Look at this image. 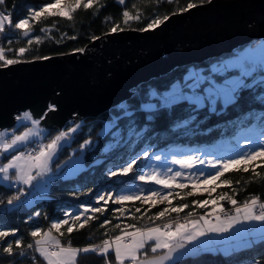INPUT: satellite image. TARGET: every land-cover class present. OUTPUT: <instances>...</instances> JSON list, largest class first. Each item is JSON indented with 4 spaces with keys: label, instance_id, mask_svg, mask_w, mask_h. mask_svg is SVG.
<instances>
[{
    "label": "trees",
    "instance_id": "trees-1",
    "mask_svg": "<svg viewBox=\"0 0 264 264\" xmlns=\"http://www.w3.org/2000/svg\"><path fill=\"white\" fill-rule=\"evenodd\" d=\"M207 1L125 0L124 4H120L118 0H98V3L93 4L91 8L85 9L83 6L76 8L70 13L72 19H68L67 16L48 15L45 12L39 20H33L29 10H33V13L38 11L42 8L43 0H4V3L0 4V13L10 14L12 25L6 23L5 30L0 32V48L5 50L6 59H14L17 62L63 55L84 49L96 37L111 32L114 25H118L119 30L145 29L153 19L162 18L165 14L169 16L172 13L181 12L180 9L186 8L189 2L197 5ZM126 10L132 16H136L139 12L140 18L131 19L125 24L122 14ZM24 18H29L30 30L16 29L15 23ZM26 30L29 31L27 37L23 36ZM29 39L32 40L31 44L28 43ZM247 45L193 65L205 70L214 61H220L235 52H240ZM21 47L26 51L18 54L17 50ZM262 59L260 58L259 61ZM262 63L257 67L260 68L259 70L255 69L251 74L245 75L244 83L234 93L235 102L225 106L217 100L215 111L211 110L207 101L202 107L190 103L194 98L177 99L168 102V106H164L156 95L152 98L156 100L153 107L144 106V102L150 99L152 90L161 94L174 81L183 78L189 66H179L138 84L131 95L122 101L126 104L125 109L118 104L96 117L83 118L78 122L69 120L61 130H48L44 136L45 140L61 131L67 132L69 128L75 129L68 134L67 143L61 150H56L57 157L53 161L55 165L68 158L70 149L79 150L83 160L79 165V171L74 176L53 177L50 180L48 192L31 204L25 203L21 198V201H14L13 205H8V199L16 195L17 191L9 183L0 181V231L11 233L15 230V235H9L4 240H0V264H33V257L35 264H46L38 253L27 248L28 244L34 245V240L39 238H33L30 232L39 229L43 234L49 231L52 223L69 219L64 215L66 211L77 214L84 211L85 216L75 224L72 233L69 234L67 231V228L72 225L69 219V223L62 225L59 232L52 229V235L60 239L63 244L68 245L71 241V247L83 248L98 245L104 239L120 235L121 229H125L128 224H134L137 228L163 226L164 223L176 220L184 221L189 212H193V216L189 218L191 219L205 215L218 206L233 211L234 207L228 200H219V197L225 193L237 200L238 204H243L253 196L259 197L260 202H264V157L248 161V171L242 170L246 166L243 164L229 166L220 180L206 184L207 191H201V188L192 183H185L183 189L177 188L176 185L157 186L160 188L157 191L161 195H167V199L161 200L160 197H154V200H145L144 197H140L119 203L113 202L119 191L137 182L136 167H142L145 161L157 151L202 149L216 154L217 151L231 150L216 149L218 143H223V146H235L239 136L249 133L262 138L264 136ZM3 65H6L4 61H0V66ZM230 72L229 70L227 73ZM108 123H110L109 127H105ZM26 125L15 124L13 129L20 131ZM85 141L88 143L85 144ZM81 145L84 147L81 148ZM145 152L148 156H144ZM1 154L2 161L9 157ZM133 159L137 161L133 165V170L127 174H120L118 169L126 166ZM253 169L261 175L256 176ZM110 172L117 174L113 176L109 174ZM225 180L230 181V184L223 183ZM213 188L215 191H211ZM189 192L192 195H187ZM109 193L111 198L107 195ZM101 194L105 196L107 203L98 202L97 197ZM203 200H216L218 203L216 205L209 203L203 208L193 203V201ZM185 203L189 207L184 208L179 214L169 211L163 218L155 216L163 209H171ZM94 207H100L103 211L93 213L91 209ZM117 209H123V215L116 211ZM36 212L40 214L33 215ZM88 216L94 218L89 220L83 228L79 227V224ZM105 220L111 223L101 227ZM117 224L120 228L114 227ZM61 232L63 235L60 234ZM16 239L21 240L26 257L19 256L21 249L15 245ZM8 243L13 245L12 256L3 252V247H6ZM235 249L236 251L233 249L222 252L199 248L196 255L174 264H264V240H255L251 247L245 244ZM145 251L142 250L143 255ZM163 251L151 253L148 249L146 253L149 257ZM117 263L115 254L111 251L107 257V264ZM76 264H106V259L96 253L80 254Z\"/></svg>",
    "mask_w": 264,
    "mask_h": 264
},
{
    "label": "water",
    "instance_id": "water-1",
    "mask_svg": "<svg viewBox=\"0 0 264 264\" xmlns=\"http://www.w3.org/2000/svg\"><path fill=\"white\" fill-rule=\"evenodd\" d=\"M254 40H264V0H208L170 14L152 29L105 33L83 51L0 66V129L14 127L16 114L29 110L44 128L61 130L69 120L96 117L117 106L140 83ZM66 143L67 137L56 150ZM198 251L187 245L164 264Z\"/></svg>",
    "mask_w": 264,
    "mask_h": 264
},
{
    "label": "snow or ice",
    "instance_id": "snow-or-ice-1",
    "mask_svg": "<svg viewBox=\"0 0 264 264\" xmlns=\"http://www.w3.org/2000/svg\"><path fill=\"white\" fill-rule=\"evenodd\" d=\"M62 0H55V4L51 2L47 3L44 7L40 8L38 11L29 10L32 13L33 20H39L45 12L48 15L52 16H67L68 19H72L70 15L76 8L83 6V8L88 9L93 6V4L98 3V0H74V3H70L66 5V11H49V9L58 6ZM159 2V0H157ZM168 2H173V0H168ZM203 2V0H201ZM4 3V0H0V4ZM118 3L124 4L125 0H118ZM102 6V5H101ZM196 5L192 2L187 4L186 8H181L180 11H187L195 7ZM98 10V9H97ZM123 18L125 24L131 19H139L140 13L138 12L136 16L130 15L129 11L123 12ZM168 19V15H164L162 18L157 17L153 19L148 25L146 29H141L142 31L152 29L165 20ZM6 23L8 25H12L11 15L0 13V32L5 30ZM14 27L16 29H29L30 30V22L29 18L20 19L17 23H15ZM119 30L118 25H114L111 28L112 32H116ZM44 31V29H41ZM23 36H29V31L26 30L23 32ZM74 38V37H73ZM37 42H39V38H37ZM28 43L31 44L32 40L29 39ZM18 54H23L26 49L21 47L18 50ZM83 51V49H80ZM47 59V57H44ZM0 61H4L6 65H11L17 63V60L14 59H6L5 58V50L0 48ZM236 89L232 90H224L223 92H216L213 89H206V95L203 97L194 98L190 101V103L196 104L197 107H202L204 102L207 101L210 104L211 110L215 111V105L217 100H223L225 106L229 103L235 102V95L233 94ZM164 106H168L167 101L164 102ZM50 110H54V106H49ZM18 120H31L33 126L39 124L38 120H34L30 113H23L22 117H17ZM75 131L73 128H69L67 132L61 131L57 136H55L50 143L47 145H41L39 151L34 154L29 152H18V154L13 155L11 159L8 160L7 163L0 166V174H3V180H9V171L11 169L15 170V181L21 185H29L32 186L34 181H38L36 187H41L42 184L47 181L44 180V177L50 171V161L53 158V155L56 152L57 147L60 142L68 136L69 133ZM33 129H28L24 133L20 135H13L10 142L0 143V151L8 152L9 150L14 149L17 145L23 144L25 141H28L29 137L34 135ZM4 136V133L0 132V138ZM88 141H85L87 144ZM84 145H81L83 148ZM144 156H148V153L145 152ZM257 157H264V146L258 147L257 149L251 150L247 153H241L238 159L229 158V159H216L215 161H207L212 168L216 169L214 173L207 174V179L203 181V183H210L220 180L222 176H224L225 172H227L229 166H239L246 165L242 170L248 171L247 162L253 161ZM156 160H160L161 157L156 156ZM136 159H133L126 166L118 169L120 174H127L133 170V165L136 164ZM71 163V160L68 162ZM173 164L180 165L181 168H193L197 163L203 164L205 161L198 160L193 156H186L184 159H174L172 161ZM217 165L220 167L217 169ZM255 172V170L253 169ZM171 173V175H168ZM168 173H164L163 176L157 175L156 172L151 173L150 175H140L139 179L142 181H151L155 184H164L167 186L168 180H176L177 177H181L184 175L181 171H173L171 168L168 169ZM110 175H116V172H110ZM200 175H205V173L201 172ZM256 176H260L259 172H255ZM191 178V177H189ZM225 184H230V181H223ZM177 188L183 189L185 187L184 184H177ZM211 191H215L213 188ZM149 195L145 197V199H149L150 197H160L161 200L167 199V195H161L159 191H154L149 189ZM24 195V189L19 188L16 195L11 196L7 203L8 205H13L14 201H21V196ZM109 198H111V194H107ZM170 195V193H169ZM187 195H192L191 192L187 193ZM209 196H211V192H209ZM130 196H116L113 202L119 203L123 200L131 199ZM139 199V196L135 197ZM228 200L231 205L234 207V211L226 210L222 206H219V211H212L205 215H200L198 219H189L193 216V212H189L187 217H185L184 223H180L178 220L172 221L169 223H164L163 227H145V228H137L134 224H128L125 226V229H121V234L116 235L110 239H104L98 245H89L83 248H73L71 247V241L68 242V246H63L61 244V240L52 235L51 230L55 229L57 232L60 231L62 225H66L69 223V219L72 221V225L67 228L68 233H72L74 230V226L77 222L81 221V217L85 216V212L81 211L77 213H69L65 212V217L69 219L59 220L57 222L52 223L51 228L47 232H43L41 234L40 230L37 229L35 231L30 232V235L33 238L39 237L34 240L33 244H28L27 248L32 249L35 253H38L40 257L46 262V264H76V260L78 255L80 254H89L96 253L102 255L106 259L110 251H114L115 259L118 264H124L125 260H129L132 264H164L165 261L173 260V254L178 253L179 250L185 249L187 245L193 244V242L200 241L201 237H207L209 234H224L229 233L231 231H236L237 225H245L249 222H264V202H260L259 197L253 196L250 200H246L243 204H238L237 200L233 199L232 196L224 195L219 197V200ZM99 201H105V196L103 194L97 197ZM107 203V201H105ZM193 203L197 207H206L209 203L216 205L218 202L216 200H203V201H193ZM189 207L188 204H181L177 207H172L171 209H163L155 214L157 218L165 217L169 211L175 212L179 214L184 208ZM256 209H259L257 211ZM93 213L102 212L103 210L100 207H94L91 209ZM116 211L120 212L123 215V209H117ZM139 211V209H137ZM40 213L36 212L33 215L38 216ZM94 217L88 216L83 222L79 224V227L83 228L89 220ZM111 222L105 220L101 227L105 225H109ZM115 228H120V225L117 224L114 226ZM261 227L264 228V223L261 224ZM126 229H133L132 231H127ZM63 235V233H60ZM9 235H15V230L13 232L8 231H0V240H4L5 237ZM261 240H264V235H261ZM154 241L150 245L151 253H157L158 250L164 249L163 255L152 256L149 258L145 251L144 259L140 260L138 258V253L141 250H146L149 246V242ZM255 243V240H250L248 246L251 247ZM15 245L17 248H20L19 256L26 257V251L22 248V242L20 239L15 240ZM233 251H236L234 249ZM3 252L12 256L14 254L12 243H8L6 247H3ZM33 264H35V258L33 257Z\"/></svg>",
    "mask_w": 264,
    "mask_h": 264
},
{
    "label": "rangeland",
    "instance_id": "rangeland-1",
    "mask_svg": "<svg viewBox=\"0 0 264 264\" xmlns=\"http://www.w3.org/2000/svg\"><path fill=\"white\" fill-rule=\"evenodd\" d=\"M51 2L55 4V0H43L42 7H44L47 3ZM74 3V0H62V2L51 9L49 11H66V5ZM263 58L260 62L259 59ZM264 61V40H257L255 43L248 44L245 48L240 52H235L234 54L223 58L220 61H214L209 67L205 70H201L193 64L188 65L189 68L183 75L181 80L174 81L171 86L162 91L161 94L156 93L154 90L150 93V99L144 102V106L150 108L156 104V100L152 99L155 95L159 97V102L164 103L165 101L170 102L181 98H198L206 95V89H213L216 92H223L224 90H232L238 89L244 83L245 75L251 74L252 71L258 69L260 63ZM249 63V66H245V63ZM264 71V62L261 66ZM260 69V68H259ZM258 69V70H259ZM230 73H227L228 71ZM227 73V74H225ZM235 93V92H234ZM233 93V94H234ZM206 102V101H205ZM204 102V103H205ZM222 105L223 100H220ZM217 103V102H216ZM216 106V105H215ZM209 107L212 106L209 104ZM28 112L32 116L29 110H24L16 114L17 117H22L23 113ZM33 118V116H32ZM34 120H38L39 118H33ZM17 124H27L20 131H14L12 128H4L0 129V132L4 133V136L0 138V142L6 140L10 142L13 135H20L24 133L28 129H33L34 135L30 136L28 141H25L23 144L17 145L14 149L9 150L8 152H2L3 154L9 156L7 159L3 160L0 163V166L7 163L9 159L13 155L18 154L19 151L17 149H21V147L26 146L29 142L33 141H41L43 145H47L50 141L56 136H49L45 140L44 136L46 135V128L42 125L38 124L35 127L33 126L31 120H16ZM109 124H106L105 127H109ZM8 135H11L8 138ZM223 143H218L216 145V149H231L228 152H219L216 154L211 153L209 151H205L202 149H170V150H161L152 154L148 160L141 166L136 167V176L137 182L132 186L126 187L123 190L119 191L117 196H130L131 199H135L136 196L139 197H148V190L157 191L160 188L157 186H165L164 184H155L151 181H142L139 179L140 175H150L153 172H156L157 175L163 176L164 173H168V169L171 168L173 171H181L184 173L181 177H177L176 180H168L167 186L169 185H177V184H185L192 183L196 185L198 188H201V191H207L206 187L207 183H203L204 180L207 179V174L214 173L216 169L212 168L211 165L207 163V161H215L216 159H229L234 158L238 159L241 153H247L251 150L257 149L258 147L264 146V136L262 138L256 137L253 133L244 134L237 138V144L235 146L222 145ZM225 144V143H224ZM71 153L63 162L55 165L53 163L54 159L57 157V153L53 155L52 160L50 161L49 167L50 171L44 177L46 183L42 184L41 187H36L38 181H34L32 186L29 185H21L20 188L24 189L23 200L25 203H33L36 200L42 198L44 194H46L49 190L50 180L55 176L69 177L74 176L79 170H73V168L78 167L83 160V155L79 153V150L70 149ZM77 151V152H75ZM161 157L160 160H156L155 157ZM186 156H193L198 160H203L205 163L199 164L197 163L193 168H181L180 165L173 164L172 161L174 159H184ZM71 160V163H68ZM141 167V168H140ZM217 169L220 167L216 166ZM203 172L205 175H200ZM15 176V170L11 169L9 171V176ZM171 175V173H168ZM0 180H3V174H0ZM51 177V178H50ZM191 177V178H189ZM6 181V180H3ZM2 181V182H3ZM18 192V189H16ZM36 193V195H34ZM31 196L34 199H30ZM22 197V196H21ZM154 197H150V200H154ZM128 200V199H127ZM146 200V199H145ZM126 201V200H123ZM219 211V206L214 208L212 211ZM210 211V212H212ZM234 211V209H233ZM209 212V213H210ZM198 217L191 219H198ZM184 223V221L180 222ZM264 222H249L245 225H237L236 231H231L229 233L220 234L219 236L216 234H209L207 237H201L200 241L193 242L192 245H195L203 250H221L222 252H229L239 246L248 244L250 240H258L261 235H264V228L261 227V224ZM156 227V226H155ZM161 228L163 226H160ZM154 243V241L149 242V246L146 251L150 250V245ZM63 246H68L66 244L61 243ZM75 248V247H73ZM164 250V249H160ZM158 250V251H160ZM111 252V251H110ZM114 252V251H112ZM162 253V252H161ZM115 254V253H114ZM144 255L142 254V250L138 253V258L140 259ZM125 262H129V260H125Z\"/></svg>",
    "mask_w": 264,
    "mask_h": 264
},
{
    "label": "built area",
    "instance_id": "built-area-1",
    "mask_svg": "<svg viewBox=\"0 0 264 264\" xmlns=\"http://www.w3.org/2000/svg\"><path fill=\"white\" fill-rule=\"evenodd\" d=\"M0 47H1V44H0ZM258 62H260V61H258ZM245 66H249V63H245ZM119 105H121V107L123 108V109H125L126 108V104L125 103H123L122 101L119 103ZM59 134V133H58ZM58 134H56V136L58 135ZM42 145V143H41V141H38V140H36V141H31V142H29L26 146H23V147H21V149H19V152H25V153H29V152H31V153H35V152H37V151H39V148H40V146ZM9 184H10V186L13 188V189H19L20 187V184H18L16 181H15V179L14 178H11L10 179V181H9ZM257 211H259V209H256ZM29 256V255H28Z\"/></svg>",
    "mask_w": 264,
    "mask_h": 264
},
{
    "label": "crops",
    "instance_id": "crops-1",
    "mask_svg": "<svg viewBox=\"0 0 264 264\" xmlns=\"http://www.w3.org/2000/svg\"><path fill=\"white\" fill-rule=\"evenodd\" d=\"M261 66H262V64H261ZM17 120V119H16ZM16 124H17V121H16ZM46 130V132H45V134L48 132V129H45ZM11 137V135H8V138H10ZM6 140H3V141H1L0 143H3V142H5ZM33 141V140H32ZM17 151H18V149H17ZM2 153V152H1ZM80 162H81V160H80ZM79 168V166L78 167H75V168H73V170H77ZM1 177V176H0ZM15 176H11L10 175V179L11 178H14ZM51 178V177H50ZM10 179L9 180H6V181H3V180H0V181H3V182H5V183H9V181H10ZM34 195H36V193H34ZM22 198V200H23V196L21 197ZM31 200L32 199H34V197L33 196H31V198H30ZM24 201V200H23ZM27 204H29V203H27Z\"/></svg>",
    "mask_w": 264,
    "mask_h": 264
}]
</instances>
